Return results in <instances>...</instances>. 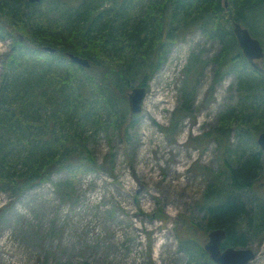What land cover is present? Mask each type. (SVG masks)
Listing matches in <instances>:
<instances>
[{
    "label": "rangeland",
    "instance_id": "374dc122",
    "mask_svg": "<svg viewBox=\"0 0 264 264\" xmlns=\"http://www.w3.org/2000/svg\"><path fill=\"white\" fill-rule=\"evenodd\" d=\"M225 1L227 12L233 2ZM226 12L221 14L222 26L226 20L232 21ZM248 20L253 26L248 25L250 32L256 35L259 31L255 37L264 46V5L249 14ZM0 23L2 97L8 82L4 75L13 70L14 44L26 41L28 35L23 25L4 20L2 14ZM232 23L223 28L234 33ZM210 34H216L212 27H198L170 44L167 60L148 83L140 113L131 116L128 94L139 85V74L126 93L115 92L113 107L106 106L100 113L107 127L84 134L98 162L107 161V165L79 174L66 188L71 197L55 191V184L70 180L69 170L53 172L49 181L20 187L11 180L21 175V167H17L9 174L10 182L0 181V264H217L205 249L212 231L207 207L230 194L238 195L255 216L264 206V150L258 143L264 131L260 113L264 96L253 97L250 92H246L249 97L242 96L240 80L232 72L217 81L216 58L228 38ZM51 54L41 50L37 56L44 62L54 59ZM259 63L263 71L264 58ZM54 66L57 71L63 68ZM101 72L97 67L88 74L100 81ZM80 73L88 83L87 74ZM95 87L88 89L95 93ZM163 95L164 102L154 103ZM146 99L152 103L147 105ZM182 104L189 105V110L177 113ZM251 108L258 111L252 117L258 122L249 123L251 129L247 130L234 119L244 117ZM230 112L234 119L227 131L223 121ZM258 151L253 187L234 191L231 170ZM253 222L242 227L253 229L257 220ZM259 229L249 235L247 246H239L256 253L248 264H264V226ZM180 236L191 239L193 254L181 246ZM202 249L208 254L207 263L197 258Z\"/></svg>",
    "mask_w": 264,
    "mask_h": 264
},
{
    "label": "trees",
    "instance_id": "16d2710c",
    "mask_svg": "<svg viewBox=\"0 0 264 264\" xmlns=\"http://www.w3.org/2000/svg\"><path fill=\"white\" fill-rule=\"evenodd\" d=\"M231 1L232 9L226 12L229 8L222 0H74V3L69 0L37 3L0 0L2 18L20 23L28 35L26 41L16 40L14 44L13 70L4 75L8 82L1 90L0 181L10 182V173L17 167H21L19 179L10 177L20 187L49 181L53 172L69 170L70 180L55 184V191L61 195L66 192V196L71 197L66 188L79 174L96 172L107 163L98 162L84 137L88 130L97 132L107 127L101 120V110L113 107L111 97L115 92L126 93L138 74L139 85L149 88V81L167 60L170 44L194 28L207 30L212 27L217 35L211 36L228 38L216 58L219 64L217 81L232 72L240 80L242 96L249 97L248 92L253 97L264 96V70H255L249 64L235 34L223 28L225 23L232 26L236 21L253 27L248 15L259 10L264 0ZM223 12L232 21L226 20L222 26ZM257 32L256 35L260 34ZM44 46L56 49L50 55L53 60L43 62L39 59L43 57L37 56ZM68 53L89 59L90 67L74 63ZM64 59H68V63H63ZM54 65L63 68L57 71ZM97 67L103 69L100 81L88 74ZM80 71L87 74L88 83L80 77ZM91 85L96 86L95 93L100 95L88 89ZM104 86L109 90L99 88ZM188 108L189 105L182 104L176 112L183 114ZM248 110L244 117L237 119L231 118L232 112L227 113V120L225 117L223 121L227 131L233 119L247 130L251 129L249 123L257 124L252 117L255 118L258 111L256 108ZM47 113L49 115L44 116ZM260 113L262 118L264 111ZM116 126L120 128L121 124ZM260 153L258 151L231 170L230 184L234 191L253 187ZM207 211L211 230L223 228L227 232L223 247L247 246L249 235L256 234L264 226V206L258 208L259 214L255 216L253 209L247 208L235 194L209 205ZM254 219L257 220L255 228L248 226L245 230L242 227L246 222L251 225ZM190 240L180 236L181 246L193 254ZM200 252L197 258L205 260L207 252L204 249Z\"/></svg>",
    "mask_w": 264,
    "mask_h": 264
},
{
    "label": "water",
    "instance_id": "95a60500",
    "mask_svg": "<svg viewBox=\"0 0 264 264\" xmlns=\"http://www.w3.org/2000/svg\"><path fill=\"white\" fill-rule=\"evenodd\" d=\"M32 3H37L42 0H29ZM234 34L243 50L244 55L250 62V64L262 71V67L259 60L264 58V47L261 41L254 37L247 27H244L241 23H234ZM44 51L54 53L55 48L50 46H44ZM69 58L85 68L90 66V61L74 53L68 54ZM129 94V105L131 116H134L142 111L143 102L148 94L146 86H134ZM258 143L264 150V131L258 136ZM227 237V232L223 228L213 229L209 233V240L205 245V249L209 254L210 259L217 264H248L255 258L256 253L251 248L239 247V246H226L222 244Z\"/></svg>",
    "mask_w": 264,
    "mask_h": 264
},
{
    "label": "bare ground",
    "instance_id": "6f19581e",
    "mask_svg": "<svg viewBox=\"0 0 264 264\" xmlns=\"http://www.w3.org/2000/svg\"><path fill=\"white\" fill-rule=\"evenodd\" d=\"M165 101V97H164V95H163V97H159L157 100H155L154 101V103H161V102H164ZM146 103H147V105H150V103H152L151 101H147V99H146ZM154 117L156 118V119H159V116H158V114H156V113H154ZM175 171H178V169L177 170H175ZM15 264H18V263H16L15 262Z\"/></svg>",
    "mask_w": 264,
    "mask_h": 264
}]
</instances>
